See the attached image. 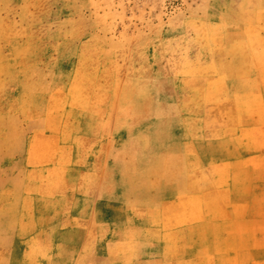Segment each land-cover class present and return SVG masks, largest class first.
<instances>
[{
    "label": "rangeland",
    "instance_id": "rangeland-1",
    "mask_svg": "<svg viewBox=\"0 0 264 264\" xmlns=\"http://www.w3.org/2000/svg\"><path fill=\"white\" fill-rule=\"evenodd\" d=\"M263 34L264 0H0V264H135L117 241L149 234L153 258L214 252L218 133L230 94L261 109ZM186 189L203 226L129 227L180 219Z\"/></svg>",
    "mask_w": 264,
    "mask_h": 264
},
{
    "label": "crops",
    "instance_id": "crops-1",
    "mask_svg": "<svg viewBox=\"0 0 264 264\" xmlns=\"http://www.w3.org/2000/svg\"><path fill=\"white\" fill-rule=\"evenodd\" d=\"M224 66L234 67L233 62L225 63ZM247 66L252 69L261 68L259 79L261 78L263 87L261 92L262 105L259 110L249 106V101L255 98L251 91H247L246 96L238 93L230 94V100L236 101L237 105L230 109L227 115L238 117V122L232 126H223L222 128L225 130L221 134L218 133V225H215L213 243L216 246L214 252L191 250L182 256L183 260L179 263H175V255L169 251L165 253V259L153 258V254L157 253L156 245L158 243L172 242L168 239L170 233H167L160 237L149 234L151 238L141 237L142 239L136 238V240L127 236L120 237L117 241L119 255H127L135 251V259L138 260L135 264H147V261L151 260H165L167 264H264V59L261 64H256L253 61ZM232 80L235 83L237 81L234 78ZM245 81L252 82V76H248ZM243 96H245L247 109L239 108V98ZM244 114L247 115L248 122L241 125L239 120ZM254 115L259 118H254ZM228 134L230 135L229 138H227ZM242 135L244 137H241ZM186 192V198L182 200V203L189 202L186 204L180 219L170 220V217L177 211L169 212L167 209L177 208L178 203L176 200H169V202L167 200L160 205H147V208L154 212L153 216L158 218V223L152 221L149 225L147 221L138 219L136 217L138 215H134V210H131L129 217L135 218V220L130 221L129 227H133L137 231L136 234H139V228L174 227L175 232L176 229L186 231L191 230L192 227L203 226V222L200 223V221L197 222L192 219L193 210L200 211L201 215H204L205 207L203 204L197 205L198 207L193 210L190 207L192 202L196 203L198 199L202 201L203 196L190 193L188 189ZM177 220H180L182 225H174ZM144 223L147 225H142ZM124 227L125 230L128 229L127 223L124 224ZM145 233L147 232L142 231L141 234ZM193 242H197L199 245L208 243L205 235L204 238L201 239L200 237L198 241ZM143 244L154 246L145 249ZM128 246L129 250H127ZM158 264L161 263L158 262Z\"/></svg>",
    "mask_w": 264,
    "mask_h": 264
}]
</instances>
